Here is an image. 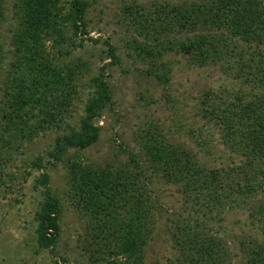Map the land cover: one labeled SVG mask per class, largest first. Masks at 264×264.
I'll return each instance as SVG.
<instances>
[{"label":"trees","instance_id":"1","mask_svg":"<svg viewBox=\"0 0 264 264\" xmlns=\"http://www.w3.org/2000/svg\"><path fill=\"white\" fill-rule=\"evenodd\" d=\"M60 3L15 0L13 5L12 57L0 82V190L7 187L5 171L11 155L48 130L61 132L49 153L56 162L72 148L93 145L99 137L93 121L111 103L109 84L103 75L95 76L90 86L94 94L86 101L78 129L69 126L80 97V71L63 66L47 43L61 38L67 24L78 31L87 3L73 0L68 15L63 14ZM146 20L158 36L173 34L179 54H187L199 65L233 59L240 71L234 74L230 66L225 70L233 74V80L248 85L245 92L239 87L232 99L217 96L202 102L203 117L217 126L222 144L239 157L237 168L226 171L201 166L180 145L179 154L161 144L146 146L154 173L179 183L181 191L198 206L195 211H201L202 217L210 215L207 221L196 217L191 224L192 218H188L177 225L174 256L166 264H233L238 254L210 224L221 219L226 206L247 201L258 202L257 211L250 215L256 236L241 240L240 264H264V197L259 198L264 192V0H185L156 7ZM171 45L168 42L166 47ZM141 50L148 56L153 53ZM110 57L115 59L114 52ZM137 167L114 169L78 161L68 165L72 202L89 216L82 249L90 264H147L145 247L155 224L154 202L149 177ZM48 181L46 174L38 179L45 188L36 214L40 251H53L59 235L61 205L50 193Z\"/></svg>","mask_w":264,"mask_h":264},{"label":"rangeland","instance_id":"2","mask_svg":"<svg viewBox=\"0 0 264 264\" xmlns=\"http://www.w3.org/2000/svg\"><path fill=\"white\" fill-rule=\"evenodd\" d=\"M72 1L61 0L63 14L70 13ZM85 1L83 24L77 23L79 30L67 24L62 37L52 38L47 46L63 66L80 71V97L68 121L71 128L79 127L86 101L94 94L90 86L95 76L103 75L109 84L111 103L93 121L99 128L93 145L82 150L72 148L56 162L49 153L61 132L48 130L11 155L5 171L9 175L5 179L7 187L0 190V264H90L82 249L89 216L77 210L71 199V161L128 170L137 165L149 177L155 224L145 247L147 264H166L173 258L172 240L180 222L192 218V224L196 217L207 221L210 215L202 217L201 211H195L198 206L181 191L179 183L167 182L161 172L154 173L146 146L161 144L179 154L180 145L207 168L230 171L240 166L239 157L222 144L217 126L202 115L204 99H232L239 87L246 91L248 85L233 80V74L225 70L230 66L236 74L239 66L231 58L199 65L187 54H179L173 34L158 36L146 20L147 13L156 7H171L185 0ZM14 2L0 0V82L12 57L9 41L14 29ZM168 42L172 44L169 48ZM137 45L140 46L136 48ZM160 47L161 54L157 55ZM141 48L153 53L148 56ZM113 52L115 59L110 57ZM42 174L48 176L47 187L61 205L59 235L53 251L37 249L36 214L45 191L38 183ZM257 205L247 201L232 208L226 206L221 219H213L210 224L215 234L238 254L233 264H240L241 240L256 236L250 215L257 211ZM212 216H216L215 211Z\"/></svg>","mask_w":264,"mask_h":264}]
</instances>
